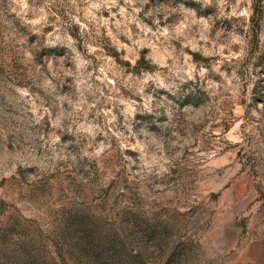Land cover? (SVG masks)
I'll use <instances>...</instances> for the list:
<instances>
[{
    "label": "rangeland",
    "instance_id": "374dc122",
    "mask_svg": "<svg viewBox=\"0 0 264 264\" xmlns=\"http://www.w3.org/2000/svg\"><path fill=\"white\" fill-rule=\"evenodd\" d=\"M74 216L123 264H255L264 0H0V264H98Z\"/></svg>",
    "mask_w": 264,
    "mask_h": 264
},
{
    "label": "trees",
    "instance_id": "16d2710c",
    "mask_svg": "<svg viewBox=\"0 0 264 264\" xmlns=\"http://www.w3.org/2000/svg\"><path fill=\"white\" fill-rule=\"evenodd\" d=\"M73 226L85 231L79 242V248L86 253V257L92 259L98 264H123L124 248L120 238L109 239L98 226L89 224L80 216L72 218ZM78 247V246H77ZM134 263L140 264L139 259ZM39 264V263H37Z\"/></svg>",
    "mask_w": 264,
    "mask_h": 264
},
{
    "label": "crops",
    "instance_id": "0c3cea01",
    "mask_svg": "<svg viewBox=\"0 0 264 264\" xmlns=\"http://www.w3.org/2000/svg\"><path fill=\"white\" fill-rule=\"evenodd\" d=\"M255 216L251 218L254 239L249 244L248 258L255 264H264V217Z\"/></svg>",
    "mask_w": 264,
    "mask_h": 264
}]
</instances>
